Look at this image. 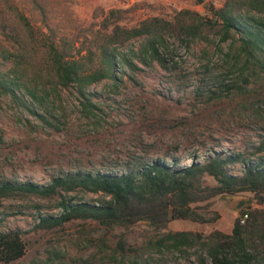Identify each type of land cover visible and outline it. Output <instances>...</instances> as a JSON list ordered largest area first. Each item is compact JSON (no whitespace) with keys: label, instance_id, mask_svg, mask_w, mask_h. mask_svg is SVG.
<instances>
[{"label":"rangeland","instance_id":"rangeland-1","mask_svg":"<svg viewBox=\"0 0 264 264\" xmlns=\"http://www.w3.org/2000/svg\"><path fill=\"white\" fill-rule=\"evenodd\" d=\"M20 1L31 23L48 24L58 41L66 38L74 46L100 27L109 9L123 10L120 23L127 26L151 17L171 25L160 23L164 66L139 53L144 36L119 47L136 68H117L121 81L115 88L108 79L87 88L90 99L100 107L95 117L82 115L74 87L44 99L56 116L48 119L49 124L40 123L28 108L0 96V180L43 184L57 173L77 169L114 172L132 155L148 158L166 151L174 152L183 164L189 162L188 154L196 151L199 155L208 148L249 151L256 136L264 134V104L256 110L246 108L248 103L242 100H264V78H250L247 85L237 81L245 92L238 97L214 93L215 97L208 98L215 89L212 77L230 70L227 78L236 80L240 59L235 36L221 39L218 23L207 30V40L184 39L174 30L178 11L210 17L209 2L221 6L224 0H37L36 6L31 0ZM2 38L17 53V37L8 33ZM3 64L0 52V67ZM204 184L214 181L205 176ZM54 204V198L19 195L1 202L0 231L17 229L25 252L17 260L0 264H129V259L140 262L144 256L148 264H198L193 248L188 249L189 255L158 253L154 243L167 231L207 234L216 229L229 233L239 210L260 206L252 194L241 192L198 204L199 213L212 218L201 223L175 219L160 229L139 223L106 230L93 221L75 219L50 229L35 228L38 215L59 211Z\"/></svg>","mask_w":264,"mask_h":264},{"label":"trees","instance_id":"trees-1","mask_svg":"<svg viewBox=\"0 0 264 264\" xmlns=\"http://www.w3.org/2000/svg\"><path fill=\"white\" fill-rule=\"evenodd\" d=\"M31 2L37 5V0ZM208 11L210 17L190 10L178 11L173 29L184 39L207 40V30L218 23L221 39L235 36L240 59L236 80L227 78L230 70L212 77L215 89L208 98L215 97L214 93H233V97H238L245 92L237 81L247 85L250 78H264V0H224L221 6L209 2ZM122 12L119 8L109 9L100 27L74 46L66 38L58 41L48 24L31 23L20 0H0V52L5 61L0 67V96L28 108L40 123L49 124L48 119L56 116L44 99L52 93L57 95L60 89L74 87L82 115L95 117L100 107L90 99L92 93L87 88L106 79L115 88L121 81L117 68H136L119 49L124 42L144 36L139 53L164 66L160 23H171L151 17L127 26L120 23ZM8 33L17 37V53L11 52L2 38ZM195 91L199 95V90ZM242 100L248 103L246 108L254 106L256 110L264 104L258 98ZM176 149L175 146L173 150ZM172 153L166 151L162 156L148 158L132 155L114 172L77 169L57 173L43 184L0 180V204L14 195L54 198L59 211L38 215L35 228L50 229L80 219L93 221L106 230L139 223L160 229L175 219L210 221L212 218L199 213L198 204L208 203L216 196L249 192L260 206L239 210L238 216L245 213L246 218L239 223L237 216L229 233L216 229L207 234L167 231L154 246L158 253L174 251L179 255H189L188 249L193 248L198 264H264V134L256 136L249 151L208 148L199 155L196 151L188 154L189 162L183 164ZM205 176L214 184H204ZM86 194L95 197L87 199ZM119 245L121 248L120 240ZM24 252L17 229L0 231V263L17 260ZM146 257H140V262L129 259V264H148Z\"/></svg>","mask_w":264,"mask_h":264},{"label":"built area","instance_id":"built-area-1","mask_svg":"<svg viewBox=\"0 0 264 264\" xmlns=\"http://www.w3.org/2000/svg\"><path fill=\"white\" fill-rule=\"evenodd\" d=\"M238 218H239V223H243L244 219L246 218V214L243 213V214L239 215Z\"/></svg>","mask_w":264,"mask_h":264}]
</instances>
